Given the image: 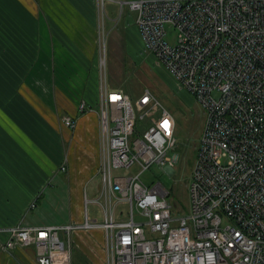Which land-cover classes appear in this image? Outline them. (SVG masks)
<instances>
[{
	"label": "built area",
	"instance_id": "2783aa9c",
	"mask_svg": "<svg viewBox=\"0 0 264 264\" xmlns=\"http://www.w3.org/2000/svg\"><path fill=\"white\" fill-rule=\"evenodd\" d=\"M118 2L134 11L143 51L203 109L188 211L173 214L170 190L140 177L152 166L173 174L186 156L174 116L158 110L149 89L132 100L109 85L105 42L97 38L101 188L84 199L99 205L101 220L85 210L82 223L0 226L4 248L32 245L36 264H71L60 232L100 228L105 264H264V0ZM78 109L92 110L84 101ZM62 122L76 125L70 115Z\"/></svg>",
	"mask_w": 264,
	"mask_h": 264
},
{
	"label": "crops",
	"instance_id": "0c3cea01",
	"mask_svg": "<svg viewBox=\"0 0 264 264\" xmlns=\"http://www.w3.org/2000/svg\"><path fill=\"white\" fill-rule=\"evenodd\" d=\"M95 3L94 0L76 1L75 9L73 12L70 11L72 16L68 20L63 15L61 18L57 10L61 8L58 5L53 7L54 12L51 19L34 17L33 14H29L28 8H25L22 13L24 16L21 17L24 18V27L22 28L24 35L29 37L31 42L28 41L25 45H16V36L13 35L15 40L12 41L13 44L8 51L9 62H11L9 66L3 65L4 60L0 56V72L8 75L7 83L3 78L0 79V90L8 92L0 99L1 227L17 224L44 226L71 222L82 223L86 218L84 215V207L87 205L85 196L94 197L96 191L101 187L99 175L96 173L100 163L99 119L97 108H94L91 105L93 102L89 101L90 97L86 87L88 80H91L94 89L96 87L99 89V68L97 67V70L95 68L97 66V45L92 34H88L87 39L83 40L79 30L81 25L89 28L90 22L94 28L98 27V19L95 18ZM63 21L67 24L66 31L71 33V39L75 40L74 46L70 49L73 53V60H75L71 72L72 76L75 74V80L71 86L74 90L75 104L72 103L70 106L69 114L67 112H61L55 116L39 114L37 105L30 98H9V93L12 94L16 90L14 77L11 74L15 73L14 68L16 69L19 47L26 50L25 58L36 61L35 65L33 64L31 67L34 68L32 71L42 70L45 64L49 66L47 57L50 51L49 45L46 43L47 26H50L52 33L62 32L63 34L65 25H62ZM17 27L20 25H16V29ZM43 30L46 42L44 39L41 40L43 43L41 46V41H34V39L41 38ZM59 43L62 42L56 43L59 46L56 53L63 49V43L61 45ZM2 56L5 57V54ZM41 59H45L43 64H40ZM84 67H87V70ZM91 68L93 69L92 77L91 72L88 74ZM10 79L13 80L10 81ZM109 85L111 84L109 83ZM118 88L122 89L120 86ZM62 89L64 90V87ZM55 94L59 96L57 104L62 111L64 106L62 92L56 91ZM96 99L98 100V98ZM81 101H84L92 110L79 111L78 106ZM63 115L75 118V127H66L62 122ZM50 117L53 119L49 120ZM7 158H12L14 164H10L9 169L17 174L12 179L1 177L2 165H8ZM63 158L66 159V171H62L58 167L64 160ZM88 217L91 218L89 212ZM61 233L60 237L65 239L67 249L72 250V238L73 245L84 251L87 259L83 256V263L105 264V253L104 259H101L97 251L98 243L102 241V247L104 243L102 229L82 228L69 235ZM7 237L6 233L0 234V264H36L35 247L17 245L13 249H5L3 242Z\"/></svg>",
	"mask_w": 264,
	"mask_h": 264
},
{
	"label": "rangeland",
	"instance_id": "374dc122",
	"mask_svg": "<svg viewBox=\"0 0 264 264\" xmlns=\"http://www.w3.org/2000/svg\"><path fill=\"white\" fill-rule=\"evenodd\" d=\"M79 0H0V56L4 60V66L7 67L11 62L8 51L12 41L13 35L16 36V45H25L29 40L24 35V18H21L24 9L28 8L29 14L40 19H51L53 14V7L58 5L61 9H57L61 18L70 19V11L75 9V2ZM96 14L95 18L100 23L101 34H98L97 26L94 28L90 22L89 28L81 25L79 30L81 37L87 39L88 34H92L95 40L97 54L96 62L99 68V51L97 38L105 42V51L102 56L105 57V73L108 82L112 87H122L128 93L132 100L145 89L150 92L159 102L158 110L167 109L176 120V135L180 141L186 143L188 153L182 160L174 165L175 172L169 174L166 170L152 166L150 169L141 172V179L149 183L151 181H161L169 190L170 194L168 200L172 205L173 214H182L188 211L189 195L188 184L190 182L191 170L196 158V150L198 147V139L201 135L202 126L204 123V112L201 105L196 98L185 88H180L175 78L170 74L166 67L158 61L154 54H149L143 51L142 37L134 23V11L130 10L127 4L119 3L118 0H94ZM103 3V4H102ZM31 18V16H30ZM66 22L63 21L62 25ZM16 25H20V29H16ZM48 28L47 42L42 32L41 38L35 40H45L49 45L50 54L47 57L49 66L45 64L42 70L34 72L31 68L36 61H30V58H25L24 48L19 47L17 51V65L14 68V82L16 84V97L30 98L37 105V112L45 113L49 116L61 114L71 110L70 106L75 104V97L73 82L75 74L72 76V67L75 60H73V53L70 49L74 46L75 40L71 39V33L67 30V24L64 25V31L52 33L50 26ZM104 33V34H103ZM62 44V50L56 53V49ZM43 46L42 41L40 42ZM40 46V45H39ZM5 54V57L2 56ZM36 60V59H35ZM45 59H41L40 64L44 63ZM31 68V69H30ZM87 70V67H84ZM32 71V72H31ZM93 75V69L88 71ZM0 79L8 82V75L0 72ZM72 76V78H70ZM13 79H10V81ZM93 81L88 80L86 86L87 94L90 97L89 101L94 108H97L96 101L98 98L99 89H94ZM57 85V88H56ZM98 85H99V70H98ZM64 87V90L62 89ZM58 91L62 92L63 109H59V96L55 94ZM19 95V96H18ZM88 101V102H89ZM58 117V116H57ZM53 118H49L52 120ZM5 162V161H3ZM8 165H2L1 177L14 178L17 174L9 169L10 164H14L12 158H7ZM59 167V165H58ZM66 171V170H65ZM125 171V170H124ZM123 169L120 172H124ZM97 173V169H96ZM100 182V181H99ZM1 188V186H0ZM99 190L94 196H97ZM88 209L91 219L95 218L101 220L99 215V205L97 203L89 202L84 207ZM127 209L126 203H120L117 210ZM60 232V236H61ZM65 240V239H64ZM104 241V236H103ZM66 243V242H65ZM104 244V243H103ZM97 251L101 259H104V251L102 241L97 245ZM71 248L69 250L71 264H82L85 254L77 246L73 245L71 238ZM70 248V249H71ZM96 251L95 249H93ZM72 251V257H71ZM61 259L67 256V253H60ZM86 257V256H85ZM87 259V257L85 258ZM85 264V263H83Z\"/></svg>",
	"mask_w": 264,
	"mask_h": 264
},
{
	"label": "trees",
	"instance_id": "16d2710c",
	"mask_svg": "<svg viewBox=\"0 0 264 264\" xmlns=\"http://www.w3.org/2000/svg\"><path fill=\"white\" fill-rule=\"evenodd\" d=\"M19 29L20 28L17 27V30H19ZM5 93H8V92L6 90H0V99L3 98L2 96H4ZM11 97H14V98H22L21 96L16 97V90L12 94L9 93V98H11ZM179 150L182 152L183 155H186L188 153V147L186 146V143H184L183 141H180L179 142Z\"/></svg>",
	"mask_w": 264,
	"mask_h": 264
},
{
	"label": "bare ground",
	"instance_id": "6f19581e",
	"mask_svg": "<svg viewBox=\"0 0 264 264\" xmlns=\"http://www.w3.org/2000/svg\"><path fill=\"white\" fill-rule=\"evenodd\" d=\"M108 81V80H107ZM98 113V112H97ZM98 119H99V116H98ZM99 133H100V124H99ZM64 159V158H63ZM66 159H64L62 162H64ZM61 162V163H62ZM100 163H101V161H99ZM61 163L59 164V168H60V165H61ZM66 169H67V165H66ZM101 188V187H100Z\"/></svg>",
	"mask_w": 264,
	"mask_h": 264
},
{
	"label": "snow or ice",
	"instance_id": "6c2138e0",
	"mask_svg": "<svg viewBox=\"0 0 264 264\" xmlns=\"http://www.w3.org/2000/svg\"><path fill=\"white\" fill-rule=\"evenodd\" d=\"M164 125H165V127H167V126H168V122H167V121H165V122H164Z\"/></svg>",
	"mask_w": 264,
	"mask_h": 264
}]
</instances>
